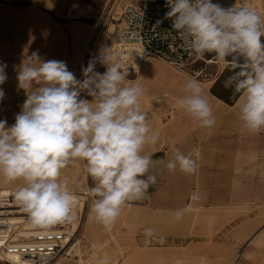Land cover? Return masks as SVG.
Instances as JSON below:
<instances>
[{"label":"clouds","instance_id":"clouds-1","mask_svg":"<svg viewBox=\"0 0 264 264\" xmlns=\"http://www.w3.org/2000/svg\"><path fill=\"white\" fill-rule=\"evenodd\" d=\"M173 30L186 47L203 58L213 53L223 65L229 58H242L240 71L225 81L239 93L237 105L242 126L250 133L264 131V16L244 0L224 8L212 0H167ZM133 52L129 50L133 61ZM105 67L95 71L96 63ZM7 65L0 63V85L7 80ZM79 80L64 61L42 60L38 51L22 62L18 87L26 100L7 126L0 120V176L21 180L13 195L30 224L45 228L74 219L75 196L62 172L76 160L84 161L92 186V211L106 229H111L129 201L144 198L156 183L150 174L151 154L160 133L153 129L142 108L146 89L127 79L128 67L112 47L82 68ZM177 103L202 128L216 124L200 83L189 79ZM84 94L91 100L84 98ZM0 89V100L4 98ZM193 150L188 154L173 147L167 169L187 174L196 170ZM177 210L176 216H181ZM151 232V229L147 230ZM42 258L41 264H47ZM98 264H108L107 259ZM179 264V261L177 262Z\"/></svg>","mask_w":264,"mask_h":264},{"label":"crops","instance_id":"crops-1","mask_svg":"<svg viewBox=\"0 0 264 264\" xmlns=\"http://www.w3.org/2000/svg\"><path fill=\"white\" fill-rule=\"evenodd\" d=\"M135 1L137 0H126L119 5ZM110 2L111 0H0V63L7 65V80L0 85V89H3L4 97L14 98V106L8 105L11 103L8 101L7 104L4 98L0 100V111H11L16 116L22 110L26 92L18 87L17 74L22 62L32 52L38 51L41 59L45 61H64L68 70L79 79L83 74L81 69L95 60L104 47L101 18ZM98 28H101L100 34L89 51L91 39ZM241 64L229 59V65L221 67L210 80L192 78L180 67L156 57H148L139 70H128L129 75L136 74L135 79L146 89L142 108L148 113L150 125L160 133L158 142L145 148V154L152 155L153 166L150 174L156 176V183L149 188L144 198L126 203L136 207L133 211H139L137 208L158 212L188 209L195 201V192L200 187L205 144L209 145L210 155H213L211 160L216 162V167L224 165L226 145L230 140L216 135L220 133V128L217 127L221 123L223 130L229 131L234 124L238 125L240 122L237 105L240 94L235 92L234 87H225V81L240 71ZM100 65L97 62L94 70L103 73L99 70ZM189 79L200 83L213 107L216 124L211 129L200 127L177 103L184 95L182 89ZM84 98L91 100L86 94ZM0 120H6L10 126L13 121L5 118ZM173 147L179 148L185 154L198 151V155L194 153L193 156L196 160L194 173L187 174L178 168L175 172L167 169ZM232 185V176L223 166L216 170V194L203 196L204 200L199 201L209 203L211 198L231 201L234 198ZM125 210L128 209L122 208L121 214ZM260 213L259 215L264 214V208ZM252 225V222L244 224L242 233L245 234ZM229 253V250H219L218 261H227Z\"/></svg>","mask_w":264,"mask_h":264},{"label":"rangeland","instance_id":"rangeland-1","mask_svg":"<svg viewBox=\"0 0 264 264\" xmlns=\"http://www.w3.org/2000/svg\"><path fill=\"white\" fill-rule=\"evenodd\" d=\"M122 1L126 0H116V6L120 7L119 3ZM212 2L229 8L237 0ZM244 2L264 16V0ZM104 23L101 24L103 49L112 47L115 51V43L108 40V36L112 34L107 33L109 26L112 31L115 26L111 24V19ZM207 59L212 61L200 60L181 69L192 78L210 80L224 65L215 59L213 53ZM229 59L243 62L239 57ZM99 68L100 71H105L102 64ZM136 77L134 73L128 75L131 79ZM82 79L83 74L79 80ZM4 100L7 104L8 101L11 103L8 105L14 106L13 97H4ZM0 118L13 120L14 124L15 113L0 111ZM218 125L216 127L220 128V133L215 134L230 140L226 145L223 166L232 176L234 198L231 201L211 198L209 203L199 201L204 200L203 196L216 194V170L223 167H216V162L211 160L213 155H210L209 145L205 144L200 187L195 192V201L181 212L179 218L176 212L137 208L139 211L120 214L112 228L106 229L91 210L94 198L90 196L88 189L92 186V180L86 172L85 162L76 160L70 163L63 170L62 178L67 180L76 198L88 197V202L84 211L83 237L75 245L65 264H94V257L99 261L107 259L108 264H177L178 261L179 264H232L243 249L245 255L239 256L237 264H264V214L259 215L264 208V199H261L264 197V131L250 133L242 126L241 121L229 131L223 130L221 123ZM0 179L4 178L0 176ZM8 183L14 187L23 185L21 180ZM123 209L132 210L136 207L124 205ZM247 222L254 225L243 234L242 229ZM218 249L220 252L230 251L227 261H218ZM0 264L5 263L0 260Z\"/></svg>","mask_w":264,"mask_h":264},{"label":"built area","instance_id":"built-area-1","mask_svg":"<svg viewBox=\"0 0 264 264\" xmlns=\"http://www.w3.org/2000/svg\"><path fill=\"white\" fill-rule=\"evenodd\" d=\"M169 10L167 0H137L120 7L116 6L115 0L110 2L101 24L111 19L115 29L107 28V33L112 34L108 40L110 43L114 41L123 66L128 70L137 69L134 65H142L148 57H156L180 68L200 60L209 62L207 57L211 53L198 59L186 47L172 28V19L166 16ZM100 29L92 38L89 51ZM131 49L138 50L142 55L133 52L132 61L129 57ZM16 189L0 188V260L5 264H41L42 258H48L47 264H65L83 237L88 197L75 198L74 219L71 222L41 228L29 223L27 214L14 199Z\"/></svg>","mask_w":264,"mask_h":264},{"label":"bare ground","instance_id":"bare-ground-1","mask_svg":"<svg viewBox=\"0 0 264 264\" xmlns=\"http://www.w3.org/2000/svg\"><path fill=\"white\" fill-rule=\"evenodd\" d=\"M223 3V2H222ZM116 51V50H115ZM212 60H209V62H211ZM215 63V62H214ZM138 70L140 69L139 68V64H135L134 65ZM20 186H22V185H16V187H20ZM14 186H11L9 183H8V181L7 180H5V179H0V188H3V189H5V190H9V189H12ZM15 188V187H14ZM75 196V195H74ZM75 198H76V196H75ZM91 210H92V208H91ZM93 212V211H92ZM125 212V214H128V213H126V210L124 211ZM127 212H128V210H127ZM133 212V210H129V213H132ZM251 240V239H250ZM241 255H245V253H244V249L243 250H241V252H240V254L238 255V256H236V258L231 262L232 264H237V261H238V259H239V256H241ZM105 257H107V256H105ZM12 258H15V257H12ZM99 262V259L98 258H96V257H94V259H93V263L94 264H97Z\"/></svg>","mask_w":264,"mask_h":264}]
</instances>
